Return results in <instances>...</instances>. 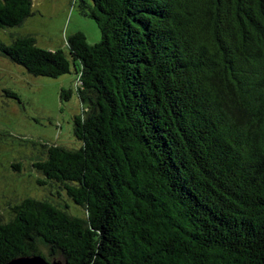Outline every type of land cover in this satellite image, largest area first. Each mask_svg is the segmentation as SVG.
Instances as JSON below:
<instances>
[{
  "label": "trees",
  "instance_id": "1",
  "mask_svg": "<svg viewBox=\"0 0 264 264\" xmlns=\"http://www.w3.org/2000/svg\"><path fill=\"white\" fill-rule=\"evenodd\" d=\"M76 3L98 42L76 31L50 50L18 34L0 55L34 76L74 67L80 146L40 143L33 166L82 214L11 205L0 264H264V0ZM32 14L33 0H0V29Z\"/></svg>",
  "mask_w": 264,
  "mask_h": 264
},
{
  "label": "rangeland",
  "instance_id": "2",
  "mask_svg": "<svg viewBox=\"0 0 264 264\" xmlns=\"http://www.w3.org/2000/svg\"><path fill=\"white\" fill-rule=\"evenodd\" d=\"M76 31L85 33L89 43L101 39L95 20L79 13L76 0H33V14L20 26L0 29V39L10 43L13 35L31 34L41 48L67 51V38ZM77 78L73 66L70 73L56 78L34 76L0 55V214L4 218L11 205L27 197L61 199L69 203L71 213L81 216L64 191L59 197L53 183H39L44 178L33 166L40 157V143L80 146L73 134L75 117L83 113L75 91ZM70 87L74 93L62 101V90Z\"/></svg>",
  "mask_w": 264,
  "mask_h": 264
},
{
  "label": "water",
  "instance_id": "3",
  "mask_svg": "<svg viewBox=\"0 0 264 264\" xmlns=\"http://www.w3.org/2000/svg\"><path fill=\"white\" fill-rule=\"evenodd\" d=\"M5 264H64L62 260H47L41 255H27L15 257Z\"/></svg>",
  "mask_w": 264,
  "mask_h": 264
}]
</instances>
